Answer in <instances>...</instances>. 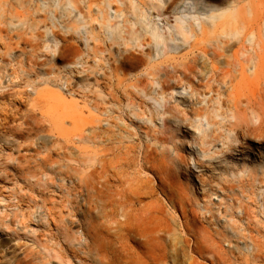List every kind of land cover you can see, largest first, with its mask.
I'll return each mask as SVG.
<instances>
[{
  "label": "rangeland",
  "instance_id": "1",
  "mask_svg": "<svg viewBox=\"0 0 264 264\" xmlns=\"http://www.w3.org/2000/svg\"><path fill=\"white\" fill-rule=\"evenodd\" d=\"M259 24L264 0H0L6 260L81 237L98 215L94 154L115 146L148 209L141 229L202 251L182 264H264V83L241 93L233 56Z\"/></svg>",
  "mask_w": 264,
  "mask_h": 264
},
{
  "label": "bare ground",
  "instance_id": "2",
  "mask_svg": "<svg viewBox=\"0 0 264 264\" xmlns=\"http://www.w3.org/2000/svg\"><path fill=\"white\" fill-rule=\"evenodd\" d=\"M260 27L263 32L264 26ZM224 47L230 46L226 42L216 44L218 50ZM249 48L253 55H245ZM242 51L245 52H243V60H240L238 56ZM218 56L215 52L214 58ZM233 56L238 62L236 67L238 83L240 82L238 87L241 93L248 88L250 92H253V96H256L257 90L261 89L259 83L261 80L264 83V35L256 41L252 37L248 41H240L238 50ZM249 71L252 72L251 75L248 74ZM229 74L228 70L222 78L225 79ZM250 82L253 87H249ZM263 94L264 90L259 95L262 102ZM255 99L256 97H249L248 104L252 106ZM262 105L264 106V103ZM98 138L100 139L99 144L113 141L111 137L105 141H101L104 136H98ZM117 150L122 149L112 146L106 150L99 149L94 154L99 163L95 172L99 187L92 186L88 181L86 185L90 193L96 191V195H91H95L93 197H96L98 201L95 202L96 207H94L98 215L93 216L91 212L85 215L82 220L83 231L79 239L72 240L69 231L64 232L62 235L67 245L59 250L52 249L36 239L38 244L36 251L33 249L25 251L11 260H6L3 250L0 249V264H167L170 260L172 264H182V256L202 254V251L195 246H178L183 239L182 236L169 230L141 229L140 219L143 220L145 217L139 215V212L142 210L145 215L148 209L142 208L141 193L139 189L132 188L130 179L126 175V167L129 163L126 159H123V162L114 161L118 158L115 152ZM150 159V155H147L145 161L150 162ZM110 176L116 183H120V190L113 189L115 185L110 183L108 179ZM90 189L95 190L92 192ZM118 216H122L123 219L118 221ZM9 236L15 239L21 237L16 231L10 233Z\"/></svg>",
  "mask_w": 264,
  "mask_h": 264
},
{
  "label": "clouds",
  "instance_id": "3",
  "mask_svg": "<svg viewBox=\"0 0 264 264\" xmlns=\"http://www.w3.org/2000/svg\"><path fill=\"white\" fill-rule=\"evenodd\" d=\"M225 15H226V11L221 10L219 12L213 13L212 17L221 20L224 18ZM241 35H242L241 32H235V33L230 34L229 36H226L225 38L231 39V40H238L240 39Z\"/></svg>",
  "mask_w": 264,
  "mask_h": 264
}]
</instances>
